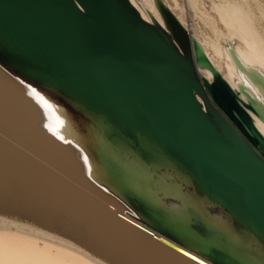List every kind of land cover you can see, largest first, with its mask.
<instances>
[{
	"label": "water",
	"instance_id": "1",
	"mask_svg": "<svg viewBox=\"0 0 264 264\" xmlns=\"http://www.w3.org/2000/svg\"><path fill=\"white\" fill-rule=\"evenodd\" d=\"M154 3L164 26L130 0H0V66L61 107L138 221L215 264H264V74L229 42L234 89Z\"/></svg>",
	"mask_w": 264,
	"mask_h": 264
},
{
	"label": "bare ground",
	"instance_id": "2",
	"mask_svg": "<svg viewBox=\"0 0 264 264\" xmlns=\"http://www.w3.org/2000/svg\"><path fill=\"white\" fill-rule=\"evenodd\" d=\"M230 85L264 74V0H163ZM164 26L154 0H130ZM198 74L211 81L206 69ZM62 109L0 66V264H215L138 221L94 181ZM264 135V124L253 115Z\"/></svg>",
	"mask_w": 264,
	"mask_h": 264
},
{
	"label": "rangeland",
	"instance_id": "3",
	"mask_svg": "<svg viewBox=\"0 0 264 264\" xmlns=\"http://www.w3.org/2000/svg\"><path fill=\"white\" fill-rule=\"evenodd\" d=\"M0 217H6V218H8V219H11V220H14V219H17L18 221H20V222H24V221H22V220H19V217H7V215H2V214H0Z\"/></svg>",
	"mask_w": 264,
	"mask_h": 264
}]
</instances>
